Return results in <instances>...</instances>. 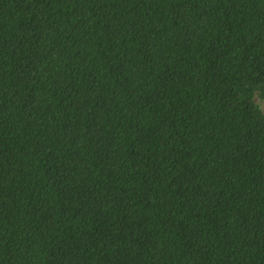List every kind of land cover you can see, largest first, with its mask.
<instances>
[{
    "label": "trees",
    "instance_id": "16d2710c",
    "mask_svg": "<svg viewBox=\"0 0 264 264\" xmlns=\"http://www.w3.org/2000/svg\"><path fill=\"white\" fill-rule=\"evenodd\" d=\"M262 88L264 0H0V264H264Z\"/></svg>",
    "mask_w": 264,
    "mask_h": 264
},
{
    "label": "snow or ice",
    "instance_id": "6c2138e0",
    "mask_svg": "<svg viewBox=\"0 0 264 264\" xmlns=\"http://www.w3.org/2000/svg\"><path fill=\"white\" fill-rule=\"evenodd\" d=\"M262 99H264V88L259 91L258 96L255 97L251 103L254 107H259L260 105H264V103H262ZM257 100L260 102V105L256 103Z\"/></svg>",
    "mask_w": 264,
    "mask_h": 264
},
{
    "label": "rangeland",
    "instance_id": "374dc122",
    "mask_svg": "<svg viewBox=\"0 0 264 264\" xmlns=\"http://www.w3.org/2000/svg\"><path fill=\"white\" fill-rule=\"evenodd\" d=\"M262 103H264V100H262ZM263 106V108H264V105H262Z\"/></svg>",
    "mask_w": 264,
    "mask_h": 264
},
{
    "label": "clouds",
    "instance_id": "9594fccd",
    "mask_svg": "<svg viewBox=\"0 0 264 264\" xmlns=\"http://www.w3.org/2000/svg\"><path fill=\"white\" fill-rule=\"evenodd\" d=\"M262 114H264V113H262Z\"/></svg>",
    "mask_w": 264,
    "mask_h": 264
}]
</instances>
